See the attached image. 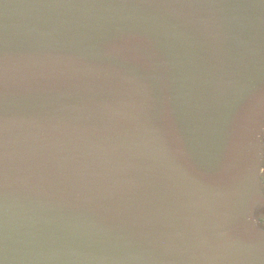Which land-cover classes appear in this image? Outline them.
<instances>
[{
	"label": "water",
	"instance_id": "obj_1",
	"mask_svg": "<svg viewBox=\"0 0 264 264\" xmlns=\"http://www.w3.org/2000/svg\"><path fill=\"white\" fill-rule=\"evenodd\" d=\"M263 127L264 0H0V264H264Z\"/></svg>",
	"mask_w": 264,
	"mask_h": 264
},
{
	"label": "flooded vegetation",
	"instance_id": "obj_2",
	"mask_svg": "<svg viewBox=\"0 0 264 264\" xmlns=\"http://www.w3.org/2000/svg\"><path fill=\"white\" fill-rule=\"evenodd\" d=\"M263 144H264V127H263ZM263 167H264V154H263ZM261 180H262V182L264 184L263 174H261ZM258 220H259L260 223L263 222L261 217H259Z\"/></svg>",
	"mask_w": 264,
	"mask_h": 264
}]
</instances>
